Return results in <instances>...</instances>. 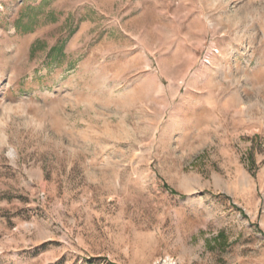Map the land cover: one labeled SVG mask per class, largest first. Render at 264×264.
Masks as SVG:
<instances>
[{"label": "rangeland", "instance_id": "rangeland-1", "mask_svg": "<svg viewBox=\"0 0 264 264\" xmlns=\"http://www.w3.org/2000/svg\"><path fill=\"white\" fill-rule=\"evenodd\" d=\"M0 264H264V0H0Z\"/></svg>", "mask_w": 264, "mask_h": 264}]
</instances>
